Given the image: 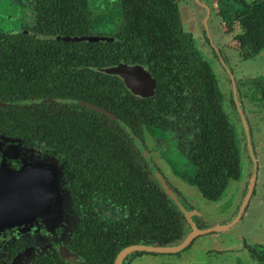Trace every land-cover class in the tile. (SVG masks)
I'll use <instances>...</instances> for the list:
<instances>
[{"label": "flooded vegetation", "instance_id": "obj_1", "mask_svg": "<svg viewBox=\"0 0 264 264\" xmlns=\"http://www.w3.org/2000/svg\"><path fill=\"white\" fill-rule=\"evenodd\" d=\"M173 1L166 13L161 0H0L2 34L80 39L53 40L65 45L50 47L59 59L45 71L33 61L18 67L36 82L54 78L70 95L0 101L45 108L49 125L26 133L48 134L52 145L0 131L17 158L1 154L0 169L28 159L49 165L65 205L62 214L54 207L50 224L16 217L2 227L0 264H264V240L237 230L259 195L264 76L231 61L264 53V16L252 8L264 0ZM182 3L198 8L196 31L182 27ZM222 7L234 17L222 19ZM62 134L71 154L54 148ZM69 134L86 143L74 151Z\"/></svg>", "mask_w": 264, "mask_h": 264}, {"label": "trees", "instance_id": "obj_2", "mask_svg": "<svg viewBox=\"0 0 264 264\" xmlns=\"http://www.w3.org/2000/svg\"><path fill=\"white\" fill-rule=\"evenodd\" d=\"M72 1V0H69ZM163 9L166 11L172 10L174 7L173 0H161ZM69 4V3H68ZM71 6V4H69ZM59 7H64L68 11L72 12V8L59 5ZM254 14L258 16V11L264 16V1L261 3L254 4L252 6ZM222 7L219 11V16L223 19L233 18L234 16L229 10H224ZM240 12L235 11L238 15ZM162 15L161 13H157ZM162 16L168 17L167 14ZM174 21V18H173ZM245 22V24H244ZM241 23L246 28V40L254 41L252 36L253 28L249 24L248 19H244ZM65 45L63 42H56L53 40L34 38L30 35H25L23 33L19 34H2L0 33V101L4 102H14L17 100H31L39 97H50V96H67L64 86L60 83H56L54 78H49L48 75H43L37 78L39 82L35 81L32 76L23 77L18 72V67L26 68L30 70L32 68L31 62L33 61L35 65V71H45L48 65L51 63H56L54 60L59 59V54L51 53V48L53 46ZM153 49V48H152ZM28 54L34 58L33 60L28 57ZM3 68V70H1ZM60 82V80L58 81ZM86 95H92V91L85 92ZM2 99V100H1ZM42 106V105H40ZM35 110V111H34ZM48 112L45 108H37L34 104H24L20 106H1L0 107V131H8L11 135L17 136L24 140H29L34 143V140L38 143H42L44 147L52 146L50 145L51 140H49L48 134L34 135L26 133V130L30 129L33 123L37 125L48 126ZM75 120V119H74ZM41 123V124H38ZM66 134L59 135V138H63V141H57L56 150L65 151V154L72 153V141ZM73 137L76 149L82 148L86 142L78 141V138L85 139L82 135H70ZM62 145V147H61ZM115 168L118 173H121L124 169V165L121 164L120 160L115 162ZM128 185V182H125ZM134 188L137 186L135 180H131L129 186ZM139 187L141 185L139 184ZM150 208H147L148 210Z\"/></svg>", "mask_w": 264, "mask_h": 264}, {"label": "water", "instance_id": "obj_3", "mask_svg": "<svg viewBox=\"0 0 264 264\" xmlns=\"http://www.w3.org/2000/svg\"><path fill=\"white\" fill-rule=\"evenodd\" d=\"M37 37L47 40H80L59 36L37 35ZM104 72L118 74L121 69L116 68ZM134 75L141 77L144 72L137 70ZM15 150L14 146L3 147V144L0 143V155L3 154L7 160L15 161L17 159L14 156ZM9 152L12 153L10 156ZM55 181V170L44 163L28 159L22 163V167L18 170L12 169V165L3 166L0 169V229L34 217L39 219L41 224H50L54 221L56 218L54 215H57L55 212L52 213L54 207H59L58 211L61 214V207L65 208V205L61 204V196L58 195ZM163 188L169 199L177 204L174 196L164 186ZM16 217H19L20 220L16 221Z\"/></svg>", "mask_w": 264, "mask_h": 264}, {"label": "rangeland", "instance_id": "obj_4", "mask_svg": "<svg viewBox=\"0 0 264 264\" xmlns=\"http://www.w3.org/2000/svg\"><path fill=\"white\" fill-rule=\"evenodd\" d=\"M2 4V3H0ZM0 6V12L2 10ZM198 8L193 6V3H182L181 4V25L184 29L191 28L195 31L198 29L197 23L193 17L196 16ZM7 23L5 20L1 19L0 16V27L4 29ZM196 45L198 49H203L202 43L196 38ZM203 56L207 57L205 53H201ZM232 63L238 65L240 73L252 74V75H261L264 76V53L260 57L249 60V61H239L237 56L233 53L231 55ZM259 154H260V166H259V195L252 203V208L248 214L247 219L245 220L244 226L238 227L237 230H251L254 232V237L257 240H264V229H259L258 224H261L264 221V135L260 136L259 139ZM166 170H174L172 164L169 166L165 165ZM209 217V214H207ZM215 242V240H212Z\"/></svg>", "mask_w": 264, "mask_h": 264}]
</instances>
